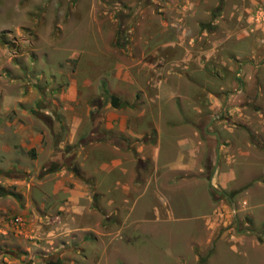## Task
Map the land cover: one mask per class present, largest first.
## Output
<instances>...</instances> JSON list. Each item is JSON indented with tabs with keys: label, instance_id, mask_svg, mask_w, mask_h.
Here are the masks:
<instances>
[{
	"label": "rangeland",
	"instance_id": "rangeland-1",
	"mask_svg": "<svg viewBox=\"0 0 264 264\" xmlns=\"http://www.w3.org/2000/svg\"><path fill=\"white\" fill-rule=\"evenodd\" d=\"M0 264H264V0H0Z\"/></svg>",
	"mask_w": 264,
	"mask_h": 264
},
{
	"label": "crops",
	"instance_id": "crops-1",
	"mask_svg": "<svg viewBox=\"0 0 264 264\" xmlns=\"http://www.w3.org/2000/svg\"><path fill=\"white\" fill-rule=\"evenodd\" d=\"M235 240H236L237 246H234L233 249L236 250V251L238 250V246L244 245V243L247 242V241L253 243L254 245H259V243L257 241H253L252 239L245 240V239H242V237H240V236L235 237Z\"/></svg>",
	"mask_w": 264,
	"mask_h": 264
},
{
	"label": "water",
	"instance_id": "water-1",
	"mask_svg": "<svg viewBox=\"0 0 264 264\" xmlns=\"http://www.w3.org/2000/svg\"><path fill=\"white\" fill-rule=\"evenodd\" d=\"M109 103L112 107H116L119 104L118 98L114 95H110Z\"/></svg>",
	"mask_w": 264,
	"mask_h": 264
},
{
	"label": "built area",
	"instance_id": "built-area-1",
	"mask_svg": "<svg viewBox=\"0 0 264 264\" xmlns=\"http://www.w3.org/2000/svg\"><path fill=\"white\" fill-rule=\"evenodd\" d=\"M18 220H19L18 216L14 217V222H18Z\"/></svg>",
	"mask_w": 264,
	"mask_h": 264
}]
</instances>
